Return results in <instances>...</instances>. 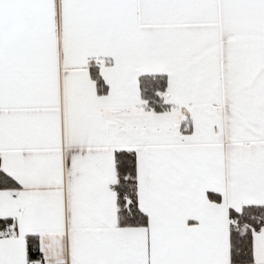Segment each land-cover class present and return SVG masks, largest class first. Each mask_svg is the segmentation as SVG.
Masks as SVG:
<instances>
[{
	"label": "snow or ice",
	"instance_id": "obj_1",
	"mask_svg": "<svg viewBox=\"0 0 264 264\" xmlns=\"http://www.w3.org/2000/svg\"><path fill=\"white\" fill-rule=\"evenodd\" d=\"M0 264H264V0H0Z\"/></svg>",
	"mask_w": 264,
	"mask_h": 264
}]
</instances>
